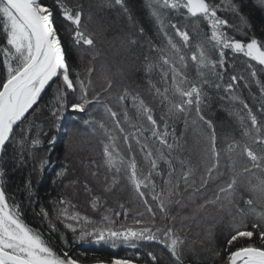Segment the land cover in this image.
I'll return each instance as SVG.
<instances>
[{"label": "snow or ice", "instance_id": "6c2138e0", "mask_svg": "<svg viewBox=\"0 0 264 264\" xmlns=\"http://www.w3.org/2000/svg\"><path fill=\"white\" fill-rule=\"evenodd\" d=\"M260 2L264 3V0ZM225 4L227 10L238 12L231 0H221L219 4L214 0H155V5L149 4L151 15L159 24L166 41L163 47L149 41L150 50L157 55L155 62L145 65L152 95L159 99L160 106L165 109L158 120L155 110L141 95L131 93L114 79L116 74L111 72L114 57L121 51L131 52L138 39L132 33L110 38L109 32L114 29L100 20L96 21L94 28H89L95 13L115 10L117 6L127 12L124 0H97L94 5H89L87 11L80 3L69 6L67 0H55V7L46 5L43 0H0V31L6 40L5 45L0 46L5 72L4 77L0 78V153H4L11 143L19 146L17 159L20 163L25 161V153L28 159H37L42 140L39 138L41 125L35 123V114L41 111L37 105L42 94L47 88H52L53 104L49 111L57 122L60 120L59 114L65 110L85 114L88 119H84L83 124L91 129V134L95 135L98 127L107 137V142H101L104 165L114 175L103 190L112 192L121 179L126 180L133 198L141 201L145 208V212H137L132 220L136 227L124 224L116 227V221L107 214L97 225L87 216L70 212L69 209L75 206L70 200L61 198L54 202L58 208L57 216L66 222L65 227L73 232L74 237L79 231V236L75 237L77 240L91 236L96 243L111 241L113 247L117 246L118 241L131 247H137L136 242L154 243L170 254L166 264H184L182 249L186 236H181L180 232H187L185 222L195 221L200 225L214 220V223L206 224V236L212 239L223 216L212 217L207 214V209L216 207L218 212L226 211L230 217L221 244L223 255L220 251L216 255L224 264H264V119L260 118L264 117V83L257 79L252 63L264 67V40L255 36L249 38L246 34L245 40L230 36L228 29H240L218 14ZM57 10L62 20L70 26L72 46L90 50L91 60L84 75L74 70L69 60L70 49L63 46L59 30L54 26ZM165 10L180 12L185 19L202 22L207 30L196 24L193 31L198 39L193 44L187 25L165 24ZM240 21L247 26L243 16H240ZM168 28L174 30L179 42L169 35ZM143 31L141 28L140 33L143 34ZM226 50L247 58L246 63L252 69L251 77L260 91V103L258 115L236 93L238 82L245 80V77H231L224 86L227 95L220 99L229 101L225 111L238 122L240 138L232 137L221 147L216 125L205 112L206 108L211 107V97L205 89L214 84L210 77L223 80L219 69L225 68ZM145 60H148L147 56ZM190 66L195 68V78L189 75ZM157 69L164 84L162 89L151 79ZM97 72L102 82L99 91L93 80ZM249 86L245 81L244 87ZM121 87L123 91L113 95V89ZM221 87L220 83H215L217 90ZM102 94H106L104 99ZM111 100L120 105L123 123L134 128V133L125 132L118 112L106 102ZM236 103L242 108L234 109L232 105ZM101 108L127 145L128 158L118 147L120 137L103 120L98 121L92 116ZM129 108L135 111L137 121H146L148 126L130 123ZM181 117L185 130L191 126L199 137L195 161L191 156L174 155L177 151H184V136L183 133L177 134L175 124L169 133L168 121ZM161 122L163 132L160 131ZM34 126L36 136L31 135ZM77 132L74 126L68 129L69 137ZM55 139L53 137L47 143L51 145ZM132 140L139 146L146 168L137 161ZM3 159L0 155V161ZM48 164L49 160L41 157L37 170L43 173ZM66 172L65 165L56 173V177H64ZM91 175L96 177L98 173L92 172ZM4 176V168L0 166V264H80L67 252L63 257L57 255L40 233L24 223L18 206L10 205L6 199ZM71 183L75 184L76 181ZM28 187H31L30 181ZM241 188L249 194L248 198H244ZM84 189L91 193L87 184ZM100 199V196H93L91 203L94 209ZM241 201L244 207L240 206ZM172 205H178L181 209L190 208V214L172 215L169 211ZM120 208L122 213L114 212L113 215H123L127 220L130 209L123 204ZM41 213L48 215L44 208H41ZM178 219L180 228L175 227ZM147 257L146 264H162L166 260V253L161 249L158 256L156 252L148 251ZM111 264H133V261L113 258Z\"/></svg>", "mask_w": 264, "mask_h": 264}, {"label": "trees", "instance_id": "16d2710c", "mask_svg": "<svg viewBox=\"0 0 264 264\" xmlns=\"http://www.w3.org/2000/svg\"><path fill=\"white\" fill-rule=\"evenodd\" d=\"M49 1L50 0H43V2L46 5L50 7H55V0H51L50 4H49ZM139 1L140 0H124L125 5H127V8H128V11L126 13H130L134 15L133 18L136 21V24L138 25V29L140 30L141 28H143L144 30L145 28L144 31L146 33L147 29L144 24L145 17H143L144 13L142 9L140 8V5L138 4ZM249 1L250 0H236V1L232 0L233 2L232 4L238 7L241 13L243 12L244 15H246L248 25H250V27L253 28V29L251 28L252 31L254 30V32H251V33L246 32L245 34L247 35V37L250 38L252 36H255L258 39H260V37L264 39V17L260 16L259 10H257L255 7L256 5L251 4ZM67 3L69 4V6H73V7L75 6V4L80 3V4H83V6L85 5L84 9L88 10L89 5L90 4L94 5L95 3H97V0H67ZM237 5H239L240 7ZM110 12L109 10L107 11L106 9L104 12L95 13L94 16L96 18L93 19L91 23H89V28L90 29L94 28L96 25V21L100 20L106 25H110L114 29L109 32L110 38L113 36H117L120 33L121 34L132 33L136 37L137 32L133 31L130 27L127 26L128 23L125 22L126 20H122L120 18L119 13L116 14L115 11L111 13ZM190 21L191 19H188L186 20V23L188 24L190 23ZM172 22L174 23V21ZM54 26L59 30V35L62 38L63 46L70 49L69 60L71 61L73 68L78 69L80 66L82 67L83 64H81V59L80 57L78 58L77 55H75L76 51H74V47L72 46L69 35L66 34V37H65L63 33L64 29L56 21H55ZM231 31H232L231 29H228V34L230 36L234 35V32H231ZM70 36H71V33H70ZM147 36H149V34H147ZM153 36L155 37V35L153 34L151 37H148V38L152 39ZM233 37L237 38L235 35ZM192 39H193V34H192ZM243 39L245 40L246 36H244L241 40ZM164 40L165 39L161 37L159 40L160 41L159 44L155 43L154 41L152 42L153 44L162 47L165 45ZM5 43H6L5 36L3 32L0 31V46L5 45ZM135 50L131 53L123 55L124 57L120 56L119 57L120 62L126 59V61L125 60L124 61L128 63H125L124 65H122L123 67L121 66L118 69L114 68L112 73H117V75H115L117 81L120 80V77L122 78L124 77V79L129 80L131 84L134 83V86H137L138 88L142 89L145 92L152 93L153 90L150 89V86L148 84L149 76L146 73H143L145 72L144 70H145V65H146V63L143 62L144 53H142V51H137L138 53H140L139 54L140 58H139L138 54L135 53ZM215 58L218 59V55ZM237 58L239 57L237 56ZM2 59L3 57L2 55H0V78L4 77ZM116 61H117V58L111 63L110 67L114 63H116ZM85 67H88V66L87 65L83 66V68ZM230 67H231L230 65H227V66L225 65V68L219 69V71L223 74V76L224 75L239 76L238 74L242 75L241 73H239V71L234 72L232 69H230V71H227L229 70ZM260 72L261 71H259V74ZM157 74L158 73H156V76H158ZM263 75L259 77L260 81ZM95 78L96 76L94 77V79ZM151 79L153 80V82H155L158 85L157 78L154 76V74H152ZM210 79L215 80L216 82L218 80L215 77H210ZM240 81L242 82V80ZM218 83L222 85V81L218 80ZM98 89L100 90V86ZM115 90L117 89H113V92H115ZM205 91L211 97V101H210L211 107L206 108L205 111L207 112L208 110L207 112L208 118L212 119L213 121L216 120V122H214L216 123L215 124L216 131L218 128L217 124H219L217 123V120H219L218 122H220L222 126H230V120L229 121L226 120V118L228 119L230 118L228 115L225 114L227 113L225 112V107L222 109L223 102L220 99V97L222 96V87L221 89L215 90V91H212V89L210 90L209 88L206 87ZM50 92L51 94H53L52 88H48L45 91L44 95L41 97V99L38 102V107L41 111L35 114V123L36 124L40 123L39 125H41L39 138L42 140V146L39 152L37 153V159L36 160L28 159L25 153V161L23 163H20L17 159L19 156V146L18 145L14 146L11 143L8 144L9 147H7L6 151L2 155L4 159L0 162V166H2L5 171V176L3 178V181H4L3 189L5 191L6 199L8 203L13 206H18L21 218L24 221V223H26L30 228H32L36 232L40 233L42 235V238H44L46 242H48L49 245L53 248L54 252H56V254L60 255L61 257H63L64 253L67 252L72 258L77 259L80 262V264H92V263H97V262H102V261L111 262L113 258H127V259H131L134 264H146V261H148L149 259L147 257L148 251H143L136 247H131V246L129 247L128 245H126L125 248H123L121 245L120 247L119 246L113 247L112 243H108L104 241H100L99 243H96V242L92 243L88 239L77 240L75 237L79 236L80 234L79 231L76 232L75 237H74L73 232L65 227L66 222L58 218L57 216L58 208L54 204V202L60 200L61 198L66 199V196H65L66 183L64 182V177L57 178L56 173L60 171L65 165L67 167L69 166L72 167L70 170L74 172L73 174H70L69 177L71 175H74L75 177V172H76V166L73 163V160L70 156V152H74V151L72 149L71 151L66 150V148L71 147L69 146L70 142L67 143V140L70 139L69 134H68V129L74 126L78 130V132L72 134V136H75V134L77 135L79 134L78 136L79 137L82 136L84 139H87V136H86L87 133L85 132L86 135L85 133H83V135H80L82 126H77L75 122L72 123L71 126H69L70 125L69 119L68 118L64 119L63 115L60 116V120L58 122L55 120V118L49 112V108L52 106L53 100L51 102H45V104H43L45 95ZM250 93L251 92L249 91L248 94ZM105 96L106 94H102V99H104ZM51 97L53 98L52 95ZM245 100L248 101L247 104L250 106V101L248 99H245ZM106 102H108L110 106L113 107V110L116 111L118 104L113 105L114 102H112V100L106 101ZM47 104L49 106H45ZM41 105H44V106L41 107ZM237 109L238 110L241 109L240 106H237ZM102 110L103 109L101 108L97 112L100 113ZM129 115L130 116L135 115V111L132 110L131 108H129ZM102 117L105 118L104 116ZM104 121H105V124H107L106 122L107 120H104ZM175 127L177 129V134L183 133L181 131L182 126L179 127L176 125ZM17 131L19 132V129H17ZM160 131H164V127L162 126V123L160 126ZM168 131L169 133L172 132V125H169ZM36 134H37V129L34 126L32 129L31 135L36 136ZM183 135H185V133ZM53 137H56V139L53 141L51 145H49L47 142L49 140H52ZM187 140H192L191 136L188 134L184 136L182 144L186 145L187 143L185 142ZM169 141L171 142V136H169ZM92 142L95 143L96 139L94 140L92 139ZM131 143L133 146V151L136 154L137 161L140 163L142 167L146 168L143 162V157L139 151V146L136 145L135 140H132ZM219 145H222V143H219ZM187 147L188 148L184 147V149L186 152L189 153V155H192V158L194 161L196 157H194L193 155L194 153H197L198 148L196 149V148L189 147V146ZM97 148L100 151V157H98L97 159L100 163H104L103 144L99 143ZM174 155L183 156L184 154L182 155L179 151H177L176 153H174ZM184 156H187V155H184ZM41 157H46L49 160V164L46 166L43 173H40L37 170V164ZM99 162L98 163L95 162V165L99 164ZM87 169H88L87 171H90L91 173L97 171L95 168L91 167L90 165L87 166ZM97 173L98 175L91 181L93 183L95 182L94 186L96 188V194H97L96 196H101L99 194L104 193L103 189H104L105 184L110 183V182L103 181V180H107L106 176L104 174L99 173L98 171ZM66 176L67 174H65V177ZM29 181L31 182L30 188L28 187ZM120 184L123 185V183H120ZM120 186H116L113 189V191L110 192V194L106 196L107 197L106 202L108 200L109 202L111 203L115 202L118 205L123 204L125 208H127V203H129L130 198H133L134 194L131 188H129L130 191H125L123 188L121 190ZM101 203H103L102 198L100 199L99 204ZM41 208H44L47 211L48 213L47 216H44L41 213ZM177 208L178 207L176 205H172L170 207V211L172 215H177V212L178 213L180 212L177 210ZM127 209H130V208H127ZM110 212L112 214V209L110 210ZM119 219L122 220L124 218L121 215L119 216ZM71 223H75V222H71ZM118 223H120L119 220L118 222H116V225ZM176 224H180L179 219L177 220ZM53 225L55 226V230H53ZM220 230L219 232H215L213 238L211 239V243H206L204 239H200L201 242L198 240L200 244L202 243L203 245L202 247H204L203 250L205 251L204 255L206 256L205 261L202 263H198V264H221L223 262V260L216 255V252L220 251L221 254L223 255L221 244L223 243V234L227 231V229L225 230L222 229L221 231ZM186 238L188 237L186 236ZM162 264H166V261L162 262ZM192 264H196V263H192Z\"/></svg>", "mask_w": 264, "mask_h": 264}, {"label": "rangeland", "instance_id": "374dc122", "mask_svg": "<svg viewBox=\"0 0 264 264\" xmlns=\"http://www.w3.org/2000/svg\"><path fill=\"white\" fill-rule=\"evenodd\" d=\"M152 2H155V0H153ZM214 2L219 4V3H221V0H214ZM252 2H253V5L254 4L256 5L255 6L256 9L259 10L260 16L264 17V3H261L260 0H252ZM50 3H51V0L49 1V4ZM231 3H233L232 0H231ZM138 4L140 5V8L142 9V11L144 13L143 17H145V19H144L145 27H146V29H149V30L146 33H143V34H141L139 30H136L137 31L136 38L138 39V44L137 45L140 48H136L135 53L138 54L139 58H140V55H139L140 53H138L137 51H142V53H144V54H145V52L146 53H150L151 54L150 58H152V62H155L157 54L150 50L149 41H151V43L153 44L152 41L156 42L158 39L160 40L161 37L164 38V35H163L162 32H160V26H159V24H157L155 18L151 15V11L146 8V4H144V3L140 2V1L138 2ZM125 6L127 7V5H125ZM237 6H239V5H237ZM84 7H85V5H84ZM237 9H238V12L234 13V12H232L230 10H227L226 4H225V8L220 9L218 14L222 18L227 19L231 24L236 25V26H242V29H240V28L239 29H240V33L242 35H244V36H245L246 32H249V33L254 32V30L252 31L253 28L250 27V25H248V21H247L246 15H244L243 12L241 13L238 7H237ZM120 10L123 11V9H121V8H120ZM146 10L148 11L147 12L148 14H146ZM85 11H87V10L85 9ZM125 13L126 12L121 13L120 14V18L122 20H126L125 22H127L129 20V23H131V24H133V26L137 27L136 26V22L134 23L133 21H131L129 19V17H127L125 15ZM240 16H243L245 18V20L247 22V26H244V25L241 24ZM95 18L96 17L94 16V19ZM164 20H165V24H168L169 22L173 23L172 21H174V23H176L178 25H181V26L187 25V30L191 34H193V39H192L193 40V44H195L196 40L198 39L196 37L194 31H193L194 26L196 24H199L201 29L207 30V29H205L206 28L205 24H203L202 22H199V21H192L191 20L190 23L187 24L186 20H188V19H185L184 15L181 14L180 12H171V11L165 10ZM55 21L59 25H61V27L64 29L63 33H64L65 37H66V34H67V35H69V37L71 39V36H70L71 32L69 31V27L70 26L68 24H66L62 20L58 10L55 13ZM144 30H145V28H144ZM231 30H232L231 32H234V35H235V31L236 30L235 29H231ZM173 31H174L173 29L168 28L169 35L173 36V38L177 42H179V38L175 37V33ZM143 32H145V31H143ZM147 33L149 34V37H151L153 34L155 35V37L153 36L152 39L148 40L149 38L147 36ZM120 34H118V35H120ZM234 35H232V36H234ZM146 40H148V41H146ZM165 44H166V41H165ZM141 45H142V47H141ZM74 51H76V53L79 55V57L81 59V64H83V66H85V65L89 66V61L91 60L90 50L87 49V48L76 49L74 47ZM226 52H227V55H226V58H225V61H226L225 65L226 66L227 65L231 66L229 68V70H227V71H230V69H232L234 72H238L239 71V73H241L245 77V80H242V82L240 81L241 84L238 82V86L236 88V93L241 96V98L245 101V103L248 102L245 99H248L250 101V107H252L254 111H257V114L259 115V113H258V107H259L258 103H260V99H259L260 91H259V88L257 87V85L255 83V80H253L252 77H251L252 69L249 68L247 63H246L247 58L243 57L242 55H238L239 58H237V55L235 56L230 51L226 50ZM144 56L145 55H143V57ZM124 60L126 61V59H124ZM124 60H122L120 62L119 57H118L116 63H114L111 66V72H113L114 68L118 69L122 65H124L125 63H128V62H125ZM143 62L146 63L145 58H144ZM252 63H253V65L255 67V70L257 72V79H259V77L264 74V67L259 66V65H255V62H252ZM85 68H87V67H85ZM144 71L145 72H143V73H146V70H144ZM188 71H189L190 77L195 78V68H194V66H190ZM259 71L262 72V74L260 72L261 75L259 74ZM3 72H4V69H3ZM82 72L85 73V70L83 69ZM222 72H223V70H222ZM154 73H158V76H156L157 77V83H158V86L161 87V89H162L164 87V84L160 81L159 70L157 69ZM4 75H5V72H4ZM98 75H99L98 72L96 74H94L93 79H94L95 76L98 77ZM238 75L240 76V74H238ZM231 77H232L231 75L230 76H227V75L223 76V80H222V96H226L227 95L224 92V86H226L230 82ZM226 78H228V79H226ZM119 81L122 83L123 86H126L127 88H129L128 90L131 93H133V94L139 93L141 95V97L149 104V106H151L155 110V115H156L157 119L159 120L160 116L162 115V113H164L165 109L160 106L158 98H155L152 95V93L145 92L142 89L138 88L137 86H134V83L131 84L130 81L124 79V77L123 78L120 77ZM213 81H214V84L209 89L210 90L212 89V91H215V90H217L215 88V83H218V80H217V82L215 80H213ZM245 81H247L249 83V85H250L249 87H244ZM261 82L264 83V75L261 77ZM96 90L99 91V89H96ZM248 90L251 92L250 94H248L249 93ZM122 91H123V87H121L118 90H115V92H113V95H116V94H118V92H122ZM44 93L42 94V96L44 95ZM51 95L53 96V94H51V92L47 93L45 95V97H44L45 99H44L43 104H45V102H51L53 100ZM71 98L72 97L70 96V99ZM112 102H114L113 105L118 104V103L115 102V100H112ZM222 102L224 103V104L222 103V109L224 107H228L229 106V101L224 100ZM42 106H44V105H41V107ZM45 106H49V105L47 104ZM237 106H240V108H242V105H240L239 103H236V104L232 105V107H234V109L238 110ZM34 107H36V106H34ZM97 111L92 113V116L98 121L99 120H103V121L107 120L106 121L107 122L106 126L109 129H113L115 134L120 137V139L117 142L118 143V147H119L120 151L122 152V154L125 156V158H128L129 157V153H128V150H127V145L124 144L123 138H122L121 134L119 133V131L114 129L113 121L110 118L105 116L103 110L100 113L97 112ZM116 111L119 114V118H120L121 123L123 124V126L125 128V132L126 133H134L135 132L134 128L130 127L129 124H124L123 123V110L121 109L119 104H118V107H117ZM207 112H208V110H207ZM207 112H206V115H208ZM50 114H51V112H50ZM225 114L228 115V113H225ZM59 115L60 116L63 115L64 119H66V118L69 119V122H70L69 126H71L72 123L75 122V124L77 126H82L81 131H80L81 133H85V132L87 133V135L85 133V135L87 136V139H84L82 136L79 137L78 136L79 134L78 135L75 134V136L71 135V137H69L70 139L67 140V143L70 142L69 146H71V147L70 148H66V150L67 151H71V149H72L74 151V152H70V156H71V158L73 160V163L76 166L75 177H74V175H71L69 177L70 173H66L67 176L66 177L64 176V182L66 183V186H65L66 187V192H65L66 199L70 200L71 203L75 206L74 208H70L69 209L70 212L79 213L81 216H87L91 220L95 221L96 224L98 225L100 223L101 218H102L103 215L107 214V215L110 216V214H111L110 210L112 209V214H111L112 219L115 220L116 222H118V220L120 221V223L115 225L116 227H119L121 224H124L126 226L136 227V225L132 224L133 218L136 216L137 212H145L144 206L143 205H141V206L138 205V203H139L138 199H134V198H130L129 199V203H127V208H130V211H129V215H128L127 220H125V219L120 220L119 217H116V216L113 215L114 212L118 211V212L122 213L123 210L120 208V205L116 204L115 202L111 203L108 200L106 202V198H107L106 196L109 195L110 192H105L104 191L103 194H99V195H101L100 197L103 199V203L98 204V206L95 209L92 206V203H91L92 198H93V196L97 195L96 194V188L94 186L95 182L93 183L91 181L95 177H93L91 175L90 171H87L88 170L87 166L90 165L91 167L95 168L99 173L104 174L106 177L112 178V176L114 175V172L110 173L107 170V168L104 165V163H100L98 161V159H97L98 157H100V151L97 148L99 143H101L102 141L107 142V137L104 135L103 131L100 130L97 127L96 134L92 135L91 134V129L83 124L82 120L88 119V116L85 115V114H74L70 110H65L64 112L60 113ZM102 116H104L105 118H103ZM130 117H131L130 123H144L145 126L147 125L146 121H143V120L137 121L136 113H135V115L130 116ZM229 118L230 119L226 118V120H228V121L230 120V126H222L220 124V122H218L219 120H217V123H219V124H217L218 128H217L216 132H217V136H218V142L222 143V146L224 144H226L227 141L230 140L232 137H235L237 139L240 138V129H239L238 122L233 117L229 116ZM261 119H264V117H261ZM214 122H216V120ZM104 123H105V121H104ZM161 123H162V126H163V122H161ZM168 123H169V125L175 124V126L176 125L179 126V127L182 126L181 127V131L183 132V134L185 133V135L188 134V135L191 136L192 140H187L188 142L187 141L185 142L187 144L183 145L184 147L188 148L187 146H189V147H193V148H196V149L199 147L198 144H197V140L199 139V137L194 133L193 128L191 126H189V128L187 130H185L182 117L179 120H175V121L169 120ZM187 131H188V133H187ZM102 135H104V136H102ZM185 135H183V136H185ZM103 137H104V139H103ZM92 139L93 140L96 139V142L93 143ZM75 148H76V150H75ZM197 150H195V151H197ZM180 153L182 155L184 154V155H187V156H191V158H192V155H189V153L186 152L185 149H184L183 152H180ZM196 154L197 153H194L193 156L196 157ZM95 162L96 163L99 162V164L95 165ZM198 176H199V172L197 173V178H198ZM109 178H107V180H103V181L110 182L111 179H109ZM72 181H76V183L72 184L71 183ZM121 183H123V185L122 184H118L117 185V186L121 185L120 186L121 190L123 188L125 191H130V189H129L130 186H128L126 180L121 179ZM85 184H87L88 187L91 189V193L85 191V189H84V185ZM118 189H119V187H118ZM240 191L243 194L244 198H248L249 194L246 191H244L243 188H241ZM209 194H211V193H209ZM176 206L178 207L177 210L180 211L179 214H181V215L190 214V211H191L190 208L181 209L178 205H176ZM240 206L244 207L242 201H241ZM169 211H170V209H169ZM170 213H171V211H170ZM207 214L212 216V217H217V218L219 216H223V220L221 221V223L217 224V226H216V228L214 230V234H215V232H219L220 229L221 230L222 229H224V230L227 229L226 225L228 224V222L230 220V217L228 216V213L226 211L218 212V209L216 207H209L207 209ZM157 220L159 222V217H157ZM214 222H215L214 220H209V221H207L205 223H201L200 225H197V223L195 221H192L190 223L189 222H185L188 225V230H187V232H185V231H181L180 232L181 236H187L188 237V238H186V243H185V245L183 246V249H182L183 258H184V264H192V263L198 264V263H202V262L205 261V258H206V256L204 255L205 251L203 250L204 247H202L203 246L202 243L200 244V242H201L200 239H204L206 243H211V239H208L207 236H206V224H211V223H214ZM175 227L180 228L181 226H180V224H176L175 223ZM90 230H91V226H89V231ZM84 239L85 240L88 239L92 243L96 242L95 238L91 237V236L85 237ZM198 240L200 242H198ZM193 241H195V243H193ZM136 243H137V247L136 248H139V249H141L143 251H154V252L157 253V255H159V250L162 249L166 253V260L165 261L170 259V254H167V250L163 249L162 246H158V245H155L154 243H147V242H136ZM120 245L123 248H125V246H126V244H124L123 242L118 241L117 242V246L120 247ZM190 262H192V263H190ZM222 263L224 264V261Z\"/></svg>", "mask_w": 264, "mask_h": 264}, {"label": "bare ground", "instance_id": "6f19581e", "mask_svg": "<svg viewBox=\"0 0 264 264\" xmlns=\"http://www.w3.org/2000/svg\"><path fill=\"white\" fill-rule=\"evenodd\" d=\"M153 0H140V2H142V3H144V4H146V8L147 9H149L150 11H152L151 10V8L149 7V4L150 3H152L153 5H155V2H152ZM251 4H253L252 3V0H250L249 1ZM70 3V2H69ZM108 11V10H107ZM113 12V11H115V13L117 14V13H119V14H121V13H124L123 11H121L120 10V8H119V6H117V8L115 9V10H109V12ZM110 12V13H111ZM148 11L146 10V14H148L147 13ZM125 15L127 16V17H131V21H133L134 23L136 22L135 20H134V18H133V16L134 15H132V14H130V13H125ZM127 26L128 27H130V28H132V30L133 31H136V30H139L138 29V25L136 24V26L137 27H135V26H133V24H131V23H129V20L127 21ZM140 28V27H139ZM238 28H240V29H242V26H238ZM140 31V30H139ZM147 31H148V29H147ZM137 32V31H136ZM143 33H145V32H143ZM148 34V33H147ZM252 35V34H251ZM145 36V35H144ZM235 36L238 38V39H242L243 37H244V35H242L241 33H240V31H235ZM258 36V35H257ZM149 37V36H148ZM260 37V36H259ZM260 39L261 40H264V39H262L261 37H260ZM148 40H150V38L148 39ZM148 40H146V41H148ZM159 39L155 42V43H157V44H159ZM138 44V43H137ZM136 48H140V47H138L137 45H135V46H133L132 47V49H131V52H133ZM131 52H129V53H131ZM126 54H128V53H126ZM75 55H77V57L79 58V55L77 54V53H75ZM145 56H147L148 57V60L146 61V63H148V62H152V58H150V53L148 54V53H146L145 52V54H144ZM145 56H144V58H145ZM138 63V62H137ZM85 70V68H83V66L81 67H79L78 69L77 68H75L74 70H79L80 72H81V74L82 75H84L85 73L84 72H82V70ZM154 74V76L156 77V73H153ZM158 75V74H157ZM157 78V77H156ZM114 79L116 80V76H114ZM94 80V84H95V86H96V89H98L99 88V86L101 85V84H99V83H101V81L98 79V77H96L95 79H93ZM221 147H222V145H220ZM9 147V146H8ZM1 155H3V153H1ZM1 162V161H0ZM72 167H67V172L68 173H70V174H73L74 172L73 171H71L70 169H71ZM139 203H138V205L139 206H141V205H143L142 204V202L141 201H138ZM108 243H111L110 241H108ZM159 256V255H158ZM103 262V264H111V262L109 261V262H107V261H102ZM162 262H164V261H162ZM92 264H98V262L97 263H92ZM134 264V263H133ZM221 264H223V263H221Z\"/></svg>", "mask_w": 264, "mask_h": 264}, {"label": "clouds", "instance_id": "9594fccd", "mask_svg": "<svg viewBox=\"0 0 264 264\" xmlns=\"http://www.w3.org/2000/svg\"><path fill=\"white\" fill-rule=\"evenodd\" d=\"M125 54H126L125 52L121 51L118 55H116V56L114 57V60H115L116 58L120 57V56L125 55ZM114 74L117 75V73H114Z\"/></svg>", "mask_w": 264, "mask_h": 264}, {"label": "water", "instance_id": "95a60500", "mask_svg": "<svg viewBox=\"0 0 264 264\" xmlns=\"http://www.w3.org/2000/svg\"><path fill=\"white\" fill-rule=\"evenodd\" d=\"M0 155H1V153H0Z\"/></svg>", "mask_w": 264, "mask_h": 264}]
</instances>
